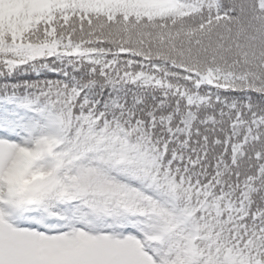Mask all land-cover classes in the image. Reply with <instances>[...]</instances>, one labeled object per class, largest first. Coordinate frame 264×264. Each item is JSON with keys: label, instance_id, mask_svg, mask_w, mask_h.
<instances>
[{"label": "trees", "instance_id": "1", "mask_svg": "<svg viewBox=\"0 0 264 264\" xmlns=\"http://www.w3.org/2000/svg\"><path fill=\"white\" fill-rule=\"evenodd\" d=\"M19 105L54 209L144 210L175 264H264V0H0Z\"/></svg>", "mask_w": 264, "mask_h": 264}, {"label": "rangeland", "instance_id": "2", "mask_svg": "<svg viewBox=\"0 0 264 264\" xmlns=\"http://www.w3.org/2000/svg\"><path fill=\"white\" fill-rule=\"evenodd\" d=\"M50 48L39 44L28 47L32 56L47 52ZM31 123L28 115L24 114L23 107L11 111L0 122V211L6 213L5 217L12 215L19 222L29 224L23 228L24 231H12L8 226L10 221H6L0 212L3 218L0 219V258H3L0 264H51L54 257L66 253L73 245L74 234L77 237H89V244L79 250L84 264H147V256H151L159 264H174L170 259V252L163 250L166 234L153 233L156 222L143 212L125 211V222L118 225L122 229V237H118L117 230H112L113 220L110 214L104 218L103 228L107 232L114 231L115 235L95 233L98 231L96 223L99 210L96 205L87 203L78 214L76 228L72 229L70 225L66 229L64 217L59 213H52L40 197H34V191L50 189L58 180L45 177L41 167L32 163L41 155V145H33L29 154L26 150H21ZM23 155L33 159L27 165L33 177L30 182L32 193L15 185L11 178L13 174L9 172L11 166ZM89 223L93 225L90 229ZM4 225L8 227L9 239L3 232ZM131 229L135 233L131 234ZM30 241H36V244L33 245ZM141 245L150 252L142 250ZM73 258L59 257L52 263L62 264L66 260L69 264H76Z\"/></svg>", "mask_w": 264, "mask_h": 264}]
</instances>
